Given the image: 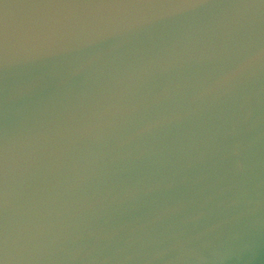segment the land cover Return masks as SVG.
Listing matches in <instances>:
<instances>
[{
    "label": "clouds",
    "instance_id": "clouds-1",
    "mask_svg": "<svg viewBox=\"0 0 264 264\" xmlns=\"http://www.w3.org/2000/svg\"><path fill=\"white\" fill-rule=\"evenodd\" d=\"M0 264H264V0H0Z\"/></svg>",
    "mask_w": 264,
    "mask_h": 264
}]
</instances>
